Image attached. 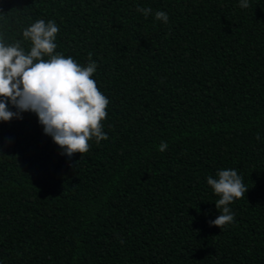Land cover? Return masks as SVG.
I'll use <instances>...</instances> for the list:
<instances>
[{"label": "trees", "instance_id": "obj_1", "mask_svg": "<svg viewBox=\"0 0 264 264\" xmlns=\"http://www.w3.org/2000/svg\"><path fill=\"white\" fill-rule=\"evenodd\" d=\"M239 4L0 0V38L29 51L23 30L54 20L56 52L91 54L110 101L82 156L32 112L0 122V264H264V0ZM222 169L248 192L220 229Z\"/></svg>", "mask_w": 264, "mask_h": 264}, {"label": "clouds", "instance_id": "obj_2", "mask_svg": "<svg viewBox=\"0 0 264 264\" xmlns=\"http://www.w3.org/2000/svg\"><path fill=\"white\" fill-rule=\"evenodd\" d=\"M239 6L248 8L249 0H240ZM137 11L145 18L153 14L151 8L138 7ZM154 15L156 20L168 22L165 12ZM59 30L54 20L40 19L26 27L22 34L30 42L29 51L20 41L9 44L0 38V122L22 119L24 112L36 114L45 135L63 150L62 155L71 158L87 153L91 140L99 144L108 139L103 121L110 101L92 78L97 64L91 54L84 66L56 52ZM9 103L16 112L9 109ZM256 138L259 140V135ZM167 147L162 141L159 151ZM207 184L219 197L215 204L220 213L209 223L222 229L234 221L229 205L242 199L248 189L235 169L218 171L215 178L207 177Z\"/></svg>", "mask_w": 264, "mask_h": 264}]
</instances>
